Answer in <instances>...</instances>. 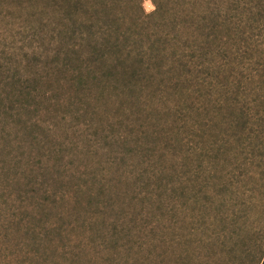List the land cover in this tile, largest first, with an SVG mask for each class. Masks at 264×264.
I'll use <instances>...</instances> for the list:
<instances>
[{"label": "rangeland", "instance_id": "374dc122", "mask_svg": "<svg viewBox=\"0 0 264 264\" xmlns=\"http://www.w3.org/2000/svg\"><path fill=\"white\" fill-rule=\"evenodd\" d=\"M155 1L141 0L146 15ZM66 4L0 0V78L15 82L0 89V264H236L261 243L264 162L233 153L223 114L199 93L101 96L73 84L55 58L73 45L52 40ZM186 98L194 110L181 108ZM209 119L217 128L202 130L207 146L229 137L232 146L216 159L202 220L192 216L202 205L188 200L192 188L177 187L190 183V165L211 160L185 144Z\"/></svg>", "mask_w": 264, "mask_h": 264}, {"label": "trees", "instance_id": "16d2710c", "mask_svg": "<svg viewBox=\"0 0 264 264\" xmlns=\"http://www.w3.org/2000/svg\"><path fill=\"white\" fill-rule=\"evenodd\" d=\"M66 3L65 15L53 17L63 28L53 29L52 40L60 46L56 51L73 45L62 52L64 57L61 51L55 52L56 60L65 62L68 80L89 90L95 87L101 96L107 92L138 96L199 93L213 101L215 112L223 114L218 125L224 134L232 131L233 153H246V163L255 164L258 157L264 162V0H159L152 16L145 14L141 0ZM149 19L155 23L150 25ZM86 43L90 49L82 53L80 48ZM11 83L15 82L0 78V89ZM186 100L189 104L181 108L194 110L193 102ZM201 106L198 112L205 113ZM212 123L209 119L199 121L198 129L191 126L197 139L189 136L186 143L179 139L189 146L195 143L192 149L201 161L211 158L205 166L190 165L183 177L190 183L177 187L183 194L192 188L188 200L202 204L195 205L192 216L202 220L213 199L205 189L217 173L216 159L232 146L230 137L207 146L202 130L212 129L216 125ZM183 129L189 131L186 125ZM178 209L183 212L186 205ZM221 214V220H226V214ZM200 228L194 226L190 235ZM239 229L242 234L244 226ZM256 234H261V243L246 249L236 264H264V227Z\"/></svg>", "mask_w": 264, "mask_h": 264}]
</instances>
